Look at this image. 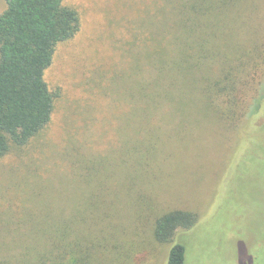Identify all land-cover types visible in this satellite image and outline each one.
I'll return each mask as SVG.
<instances>
[{"label":"rangeland","instance_id":"1","mask_svg":"<svg viewBox=\"0 0 264 264\" xmlns=\"http://www.w3.org/2000/svg\"><path fill=\"white\" fill-rule=\"evenodd\" d=\"M63 3L80 27L44 71L58 91L49 123L0 159V241L30 239L27 225L7 229L27 222L35 193L54 194L43 218L87 219L96 264H166L170 243L153 230L171 210L198 216L175 235L185 264H264V0H211L198 26L185 29L187 59L196 76L216 82L220 110L200 92L187 98L184 116L162 123L171 130L165 143L124 141L136 140L149 110L140 86L155 77V50L174 48L173 1ZM17 260L26 261L0 253V264Z\"/></svg>","mask_w":264,"mask_h":264},{"label":"trees","instance_id":"2","mask_svg":"<svg viewBox=\"0 0 264 264\" xmlns=\"http://www.w3.org/2000/svg\"><path fill=\"white\" fill-rule=\"evenodd\" d=\"M64 1L5 0V8L0 13V159L11 148L26 145L51 119L58 91L49 90L44 71L53 60L57 44L71 38L80 27L77 11L64 5ZM172 1V29L180 30L178 33L175 30L171 36L174 48L155 50L154 62L151 63L155 77L140 86L142 103L149 106V110L140 115L136 140L130 138L125 143H165L171 131L165 124L173 122L176 115L181 119L186 99L194 102L193 95L198 92L207 108L220 110L219 104L215 106L213 102L219 95L215 93L216 82L194 74L196 64L191 60L192 55L187 59L184 43L185 29L198 26L200 18L197 14L203 15L211 0ZM201 83L202 87L198 89ZM148 92L154 93L155 98L150 99ZM207 100L212 103H207ZM34 195L38 197L36 193ZM54 196L30 197L31 201L24 205L28 209L27 215L24 214L27 222L7 229V233L15 235L20 227L27 225L23 231L29 232L31 238L2 240L0 253L24 258L26 261L20 264H96L90 249L94 238L90 231H86L89 228L87 219L81 218L73 225L65 218L66 221L60 225L55 213H46L43 218L44 205H48L47 199H50L49 206H52ZM93 214L95 224L98 212ZM197 220V214L188 210H171L156 218L155 240L170 243L166 264H185V248L174 243L175 235L179 229L187 230L194 226ZM13 264H18V260Z\"/></svg>","mask_w":264,"mask_h":264}]
</instances>
